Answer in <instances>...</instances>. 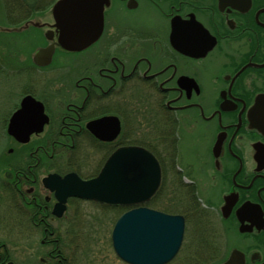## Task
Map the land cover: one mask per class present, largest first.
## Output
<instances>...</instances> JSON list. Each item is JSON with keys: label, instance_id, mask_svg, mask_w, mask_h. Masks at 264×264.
Returning a JSON list of instances; mask_svg holds the SVG:
<instances>
[{"label": "flooded vegetation", "instance_id": "af4514ba", "mask_svg": "<svg viewBox=\"0 0 264 264\" xmlns=\"http://www.w3.org/2000/svg\"><path fill=\"white\" fill-rule=\"evenodd\" d=\"M59 52L61 62L47 67L31 69L20 61L27 80L9 114L31 95L43 104L48 122L28 142L10 136L0 160L8 167L12 210L25 228L43 233L48 250L41 264L71 263L60 235L65 223L56 221L66 218L73 231L72 206L99 205L76 196L61 203L45 178L74 173L93 179L113 153L138 146L160 163L161 185L151 198L158 205L177 196L170 187L179 172L171 167L193 133L210 140L201 180L205 193L217 194L220 202L203 207L210 210L209 232L225 236V254L183 263L221 264L237 249L245 264H264V0H111L98 40ZM215 63L221 68L215 70ZM180 179L191 186L187 198L199 195L195 177ZM145 204L101 207L121 214Z\"/></svg>", "mask_w": 264, "mask_h": 264}, {"label": "water", "instance_id": "95a60500", "mask_svg": "<svg viewBox=\"0 0 264 264\" xmlns=\"http://www.w3.org/2000/svg\"><path fill=\"white\" fill-rule=\"evenodd\" d=\"M110 5L111 0H58L51 24L54 29H48L46 35L53 40L56 34L57 39L52 43L67 51L87 48L101 35L105 10ZM53 53L51 49L39 50L34 54L35 61L48 65ZM47 120L43 105L28 95L11 117L8 132L18 141L26 142L36 132L34 130H42ZM44 180L51 181V189L56 191L61 203L68 196H79L108 204L135 205L148 201L157 191L161 167L151 152L129 147L116 151L93 179L82 180L71 174L65 178L51 175ZM61 210L55 209V212L61 215ZM183 229L184 218L180 215L146 206L133 208L121 215L115 224L114 249L131 264H164L178 251ZM239 253L233 250L222 264H245L243 253Z\"/></svg>", "mask_w": 264, "mask_h": 264}, {"label": "rangeland", "instance_id": "374dc122", "mask_svg": "<svg viewBox=\"0 0 264 264\" xmlns=\"http://www.w3.org/2000/svg\"><path fill=\"white\" fill-rule=\"evenodd\" d=\"M44 19L52 21L53 17L48 12ZM34 31L35 30H29L28 35L24 38L26 40L25 42L29 44L33 42H42L39 34ZM15 57L17 59V64H20V61H22L20 54L16 53ZM26 76L27 74L24 73L22 78L12 80V82L9 77L10 80H8L6 84H3V86L0 85V154H4L7 147L10 145V137L4 133L2 135L1 132L3 126V132L6 129L8 122L7 117L10 115L9 113H11L10 111L13 105L18 101V94L21 97L27 80ZM9 83L13 84L9 86ZM13 86L14 88L12 89ZM7 90L10 91L7 93ZM16 90L17 92H15ZM206 138L209 139L208 136ZM189 141H191V144L183 147L181 150L182 157H180L179 163L181 165H186L185 162H188L193 171L201 173L204 169V162L207 158V149L210 140H202L197 134L193 133L189 135L188 142ZM1 159L2 157H0V160ZM182 159L185 162H183ZM0 168V184H2L0 186V241L8 244L11 261H13L14 264H41L40 258L46 255L45 253L48 250V248L41 243L43 233L40 230L32 229L34 228L32 226L30 229L25 228L24 222L19 221L20 215H18V212H14L12 210L13 207L9 206L12 200L9 191L6 189L7 183L5 180L6 176L4 175V171L8 170V167L0 162ZM169 176L171 177V175ZM203 186L205 185L203 184ZM165 192H168V190H165ZM199 194L201 196V194L203 195L204 193L202 191ZM5 203L8 205L6 206ZM161 203L163 202L161 201L157 206ZM153 204L155 205L157 203L154 201ZM72 207L76 208L77 212L69 211L68 213L70 216L68 219L72 220L71 222L74 220L78 225V228L73 230L75 236L69 234V231H67L71 225L66 226L69 220L63 218L56 221L58 225L65 223V229L62 230V235L67 242L65 251L68 255L73 257L70 264H128L116 254L110 240L113 226L120 214L104 211L102 209L103 207L91 202L79 201ZM193 225L197 226L196 223H193ZM198 234L200 235L203 233L199 230ZM71 238H73V240L70 241ZM188 246L190 249H194L195 243L190 239ZM184 261H186L184 256L179 254L178 258L169 264H184Z\"/></svg>", "mask_w": 264, "mask_h": 264}, {"label": "bare ground", "instance_id": "6f19581e", "mask_svg": "<svg viewBox=\"0 0 264 264\" xmlns=\"http://www.w3.org/2000/svg\"><path fill=\"white\" fill-rule=\"evenodd\" d=\"M57 1L58 0H43V1L33 5V7L30 9L29 12L25 11L20 16H14L13 14H11L10 11L0 7V78L2 79V80L0 79V85L1 86H3V84H6V82L8 80H10V78H11V82H12V80L20 79L23 76V74H21L18 70L20 68V64L19 63L17 64V62L14 61L16 53L20 54L23 63L24 64L28 63L30 65L31 69L41 68L44 66L47 67V65H40L39 63H37L35 61L34 54L36 52H39V50L51 49L52 51H54L53 56H52V62L50 64H48L49 66L52 65L53 63H60L61 62L62 55L59 51H62L63 48H61L58 44L52 43L54 41L50 40L49 37L45 34L48 29H51L53 27H51V25H49V24H46L44 26V24L47 23V21H48V20L44 19L46 13L49 12L51 15H53L54 7L57 4ZM42 28L44 29L45 33L42 32V30H41ZM29 30H35L34 32L39 34L40 38L42 39V42H40V43L33 42L31 44L25 42L26 40L24 39V37H26V35H28ZM103 30H104V28H103ZM220 68H221V66L215 63L214 69L218 70ZM11 70H12V72H11ZM11 84H13V83H9L8 85L10 86ZM15 87L17 89L16 85H15ZM13 88H14V86L12 87V89ZM9 91L10 90H7V93ZM10 116H11V114H10ZM10 116H9V119H10ZM8 126H9V124L7 125V132H8ZM34 131L38 132V130H34ZM8 136L12 137L13 135L8 133ZM220 144H222V143H219V146H220ZM10 145H11V142H10ZM129 147H131V148H136V147L142 148V147H138V146H128L126 148H129ZM121 149H123V148H121ZM6 152H7V150L5 151L4 155L6 154ZM113 154L109 157V159L113 156ZM0 157H2V154H0ZM183 162H185V161H183ZM185 163L188 164V162H185ZM183 165H181L178 161L176 164H174L171 167L172 170L179 172V174H178L179 180L176 182V186L180 189H184V187L177 185V184L183 185L182 180L180 179V176L182 174L183 175L187 174L191 177H195L199 181V183H195L193 186V189L196 192H199V191L202 192L203 191V193H204L203 195L201 194V196L199 198V201H200L199 206L201 207V206H203V204H205V205H217L220 202V199H219L220 197L215 193H205L206 186H203L204 182H203V180H201V179H205V176L198 171H192V169L189 170L190 168L187 165H185V164H183ZM188 165H190V164H188ZM241 170H242V163L240 164L238 171L240 172ZM180 171H183V172L181 173ZM183 181H185V180L183 179ZM44 184L47 188L52 190L51 189V181H45ZM166 185L167 184H165L164 187H166ZM202 188H203V190H202ZM158 190L159 189H157V191ZM53 191H55V190H53ZM185 192H188V191L185 190ZM56 195H57V193H56ZM69 197H75V196H68L65 199V201H67ZM76 197H79V196H76ZM79 198H82V197H79ZM229 198H230V196L224 197L226 205L231 204L230 200H232V199H229ZM88 200H92V201L96 202L97 204H99L98 206H102V204H103L102 202L98 201L97 199H93V198L89 199L88 198ZM5 204H6V206L8 205L7 203H5ZM10 205H11V203H10ZM144 206L149 207L151 209L158 210V211H162L166 214L180 215L184 218V229H183V233H182L181 245H180L178 251L176 252V254L170 260L165 261L164 264H169L170 262L175 261L178 258L179 254H182L184 256V258L196 259L198 261L215 260V259L217 260V259L223 258L222 255L225 254V253H223L225 246L223 247L222 241L225 240V236L222 233H207L205 235H203V234L199 235L198 232L200 230V226L192 225L193 224V221H192L193 215H196L194 212L195 211L194 205H192L191 207H189V209L184 210V211H179V210H177L173 207H170V206L163 208V206H157V205H154L153 203H147ZM202 211L204 213H207L210 210L207 208H203ZM114 228H115V225L113 226L112 233H111V239H110L112 242L113 248H114V239H113ZM67 231H69V234L75 236V233L73 231H71L69 229H67ZM61 234L62 233H60V235ZM60 235L57 232L55 233L56 238H59ZM190 239L192 242L195 243L194 249H190L188 246ZM70 240H73V238H71ZM116 254H117V252H116ZM5 258H8V260H11V254H10V251L8 249V244L0 241V264H3L5 262ZM4 264H11V263L7 261ZM216 264H218V263H216Z\"/></svg>", "mask_w": 264, "mask_h": 264}, {"label": "trees", "instance_id": "16d2710c", "mask_svg": "<svg viewBox=\"0 0 264 264\" xmlns=\"http://www.w3.org/2000/svg\"><path fill=\"white\" fill-rule=\"evenodd\" d=\"M43 0H0V7L3 9H6L11 12L14 16H20L23 12H29L30 9L33 7V5L41 2ZM186 187V186H185ZM188 188V187H186ZM187 194V193H186ZM195 198L193 200L189 199H181L176 203H173V201H170L171 203H163V208L165 207H173L179 211H184L189 209L192 205L195 207L196 205V196L193 195ZM199 211L195 213L196 215H193L192 221L193 223H196L200 226V232L203 233V235L210 233L208 229V221H207V213H204L202 209H198ZM193 225V224H192ZM205 233V234H204ZM215 233V232H214ZM10 259V258H9ZM8 261V258H5L6 263ZM3 263V264H4ZM214 264V263H211Z\"/></svg>", "mask_w": 264, "mask_h": 264}]
</instances>
